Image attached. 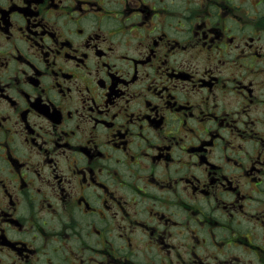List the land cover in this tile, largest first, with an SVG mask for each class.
<instances>
[{"label": "flooded vegetation", "instance_id": "1", "mask_svg": "<svg viewBox=\"0 0 264 264\" xmlns=\"http://www.w3.org/2000/svg\"><path fill=\"white\" fill-rule=\"evenodd\" d=\"M0 264H264V0H0Z\"/></svg>", "mask_w": 264, "mask_h": 264}]
</instances>
